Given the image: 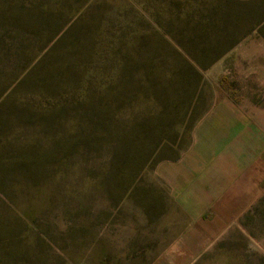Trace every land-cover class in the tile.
<instances>
[{"label":"rangeland","instance_id":"obj_1","mask_svg":"<svg viewBox=\"0 0 264 264\" xmlns=\"http://www.w3.org/2000/svg\"><path fill=\"white\" fill-rule=\"evenodd\" d=\"M250 1L0 0V264L170 254L161 165L222 93L264 116ZM193 264H264V189Z\"/></svg>","mask_w":264,"mask_h":264},{"label":"crops","instance_id":"obj_2","mask_svg":"<svg viewBox=\"0 0 264 264\" xmlns=\"http://www.w3.org/2000/svg\"><path fill=\"white\" fill-rule=\"evenodd\" d=\"M160 173L175 206L173 236L165 238L172 251L158 264H193L264 189V116L220 94L186 152Z\"/></svg>","mask_w":264,"mask_h":264},{"label":"trees","instance_id":"obj_3","mask_svg":"<svg viewBox=\"0 0 264 264\" xmlns=\"http://www.w3.org/2000/svg\"><path fill=\"white\" fill-rule=\"evenodd\" d=\"M230 1H240V0H230ZM253 1H258L259 2V5H261V12H260V15H259V17L257 18L258 20H257V22L255 23V25L253 26V28H255L256 26H262V25H264V0H253ZM253 1H250V2H253ZM250 2H247V4H250ZM247 33H248V31L247 32H245V33H243L242 35H241V38L242 37H244V36H246L247 35ZM240 38V39H241ZM234 43H236V41L234 42ZM234 43H231L227 48H225L221 53H219L217 56H215V58L213 59V61L214 60H216L217 58H219V57H221L222 56V54H224V52H225V50H228Z\"/></svg>","mask_w":264,"mask_h":264}]
</instances>
